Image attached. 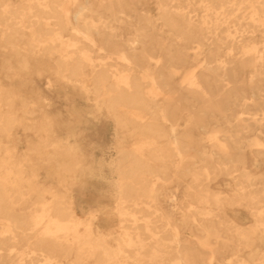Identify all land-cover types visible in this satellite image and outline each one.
<instances>
[{"label":"bare ground","instance_id":"6f19581e","mask_svg":"<svg viewBox=\"0 0 264 264\" xmlns=\"http://www.w3.org/2000/svg\"><path fill=\"white\" fill-rule=\"evenodd\" d=\"M0 48L1 77L31 72L69 103L58 120L47 95L0 79V142L17 124L41 129L28 153L0 145V264H264V0H0ZM85 113L113 125L114 233L73 206L78 173L94 169L78 143ZM47 166L57 181L38 184ZM221 173L224 195L208 183ZM186 176L178 206L169 185Z\"/></svg>","mask_w":264,"mask_h":264},{"label":"rangeland","instance_id":"374dc122","mask_svg":"<svg viewBox=\"0 0 264 264\" xmlns=\"http://www.w3.org/2000/svg\"><path fill=\"white\" fill-rule=\"evenodd\" d=\"M147 10L151 15L155 17L158 16L157 10L153 5L147 8ZM122 32L123 34L125 33L127 36L130 35L132 31ZM5 55L6 51L0 48V60L1 57ZM30 61L32 62V65L34 67L33 58H31ZM0 79L4 84L14 83L16 86H20L21 90L27 94L32 93V91H40L41 93L47 95L50 101L49 105L42 106L43 111L50 114L57 113V119L61 121L62 119H65L67 117V105L69 104L68 101L62 96H57V89L53 91H48L46 89V82L44 77H40L31 72H26L22 75V78H14V76H2ZM73 101L78 107H85L90 103L86 96L83 93L80 94L79 92H73ZM29 111L32 112L30 114L31 116H39L37 113L38 110L29 109ZM82 111L86 112L85 109H82ZM90 111L92 113L96 112V110L93 109ZM16 112L20 117L25 116L24 109H18ZM92 113H85L86 117L88 118V121L84 124H81L79 127L80 134L78 138V143L82 148L84 154L86 155L87 165L91 166L94 169L79 172L78 174L81 176H79V179L76 180L70 192L74 201L73 206L81 217L88 216L89 212H97L95 224L98 226V228L104 231H110L114 233L115 231L120 229V222L117 216V212L115 210L116 202H114L115 199L111 195V192L114 191V189L110 186L112 176L110 160L112 159V155L114 153V149L112 147L113 125L109 120L101 116H99V118H93ZM196 132L199 131L196 130ZM39 133H41L40 128L26 129L22 124H17L13 127L10 138H8L6 135L1 136L2 141L0 142V145L2 147L8 145L11 148H14L16 150V155L20 156L24 153H28V147L30 143H37L36 140L38 138ZM66 134L67 126L64 123L58 121L57 135H59L60 137H65ZM138 144L139 143L137 142H130L128 145L131 148H135ZM160 148L161 146H157L156 144H152L150 146L152 160H158L157 151ZM245 149V161H247L246 164L249 165L251 153L248 150L247 146ZM31 156V161L37 162L36 156ZM259 162L264 165L263 158H260ZM234 173L239 174L240 169L235 171ZM49 181L56 182L57 175L50 170V167L47 166L45 168L40 169L37 183L42 184L48 183ZM188 181V177L186 176L185 179L183 178L178 182L174 180L169 185V192H173L176 194L175 198L177 200V203H179L178 206H185L187 204L186 199L188 193ZM208 183L212 189L224 190L223 193H221L222 195H224L230 193L228 192L230 191L229 183H233V180H231L230 175L221 173L216 178H212ZM46 196L49 197L50 194L47 193ZM160 200L161 206L164 207L166 210L172 211V209H174L173 202L168 200L167 196L161 195ZM150 203L152 206L149 208L145 204H143V206L147 208V212L151 214V216H155L156 213L160 212V209H157L158 207H160V204H157L155 200L151 201ZM226 209L228 213L240 212L242 215L246 216L248 221L246 220V223L244 222L243 226L249 227L252 224L250 212L246 209V207L235 206L226 207ZM4 223L5 221L0 219V228ZM186 234L191 236L190 238H195V236H192L189 229L186 230ZM11 255L15 256L17 255V253L13 252ZM227 255H230V253H227ZM9 264L15 263L10 262Z\"/></svg>","mask_w":264,"mask_h":264}]
</instances>
